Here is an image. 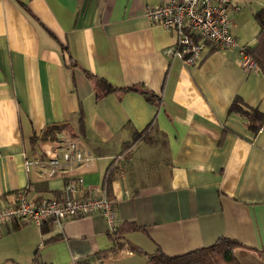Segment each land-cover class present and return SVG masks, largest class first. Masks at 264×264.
I'll use <instances>...</instances> for the list:
<instances>
[{"label": "crops", "instance_id": "obj_1", "mask_svg": "<svg viewBox=\"0 0 264 264\" xmlns=\"http://www.w3.org/2000/svg\"><path fill=\"white\" fill-rule=\"evenodd\" d=\"M169 1L0 0V205L21 193L60 202L91 187L116 202L120 226L140 227L124 234L119 254L96 258L114 246L100 215L61 227L15 223L0 234V264H150L159 250L174 257L222 238L240 245L242 264H264V127L254 135L230 114L238 97L264 114V66L244 72L239 52L257 43L264 0H233L237 48L205 50L189 69L167 53L176 34L146 16ZM88 74L157 98L100 96ZM56 125L76 137L42 141ZM59 139L96 160L49 177ZM27 160L44 164L27 169Z\"/></svg>", "mask_w": 264, "mask_h": 264}, {"label": "built area", "instance_id": "obj_2", "mask_svg": "<svg viewBox=\"0 0 264 264\" xmlns=\"http://www.w3.org/2000/svg\"><path fill=\"white\" fill-rule=\"evenodd\" d=\"M241 8L233 0H170L169 2L149 7L146 16L157 26L173 31L177 36L176 44L167 50L173 59L182 62L185 68L195 66L205 50L218 48L230 50L237 48L233 35V13ZM241 67L244 72L258 73L260 65L247 47L239 48ZM96 160L73 140L59 139L52 157L46 162L44 173L54 177L68 167H89ZM40 161H26V168L34 165L43 166ZM47 168V169H46ZM80 184V183H78ZM81 185V184H80ZM77 186L70 185L73 191ZM96 189L89 188L80 198L66 196L63 201H31L23 193L18 194L11 203L0 205V234L8 233L15 224L44 225L59 224L65 219L86 218L100 215L108 225L110 234L120 225L116 202L107 193L96 195Z\"/></svg>", "mask_w": 264, "mask_h": 264}, {"label": "trees", "instance_id": "obj_3", "mask_svg": "<svg viewBox=\"0 0 264 264\" xmlns=\"http://www.w3.org/2000/svg\"><path fill=\"white\" fill-rule=\"evenodd\" d=\"M257 18L260 20L262 31L257 37V43L255 46L245 47H247V52L254 57V59L262 69V67L264 66V10L258 14ZM88 77L94 81L96 89L100 91V96H105L113 92L123 91L140 93L146 98L147 101L151 103H153L154 99L157 98L153 93L146 90L144 86L118 88L110 84L105 79L96 78L91 74H88ZM230 114H235L242 117L247 125L248 130L254 135H257L264 127V114L257 109L248 107L240 97L236 98L233 101L230 107ZM63 132L66 135L72 136L73 138L76 137V134L73 132L71 126L56 125L46 129V131L42 135L41 140L45 142H54L58 138V135ZM146 132L147 130L143 133H138L133 141L124 145V149L129 148L131 145L137 142L140 138H142L144 134H146ZM111 165H113V163ZM113 173L110 172V176L108 173V182H110L113 178ZM135 230H140V227L133 225L130 227H125V225H119L117 230L111 234V237L114 241L113 248L109 252H106L104 254L101 253L96 258H106L111 254H119L126 246L124 234L128 231ZM239 246L240 245L235 241L222 238L211 246L174 257H169L159 250L156 254L149 257V262L150 264H242L235 254V250ZM131 249L133 252L142 254V252L137 247H131ZM94 259L95 258L78 261L75 264H92Z\"/></svg>", "mask_w": 264, "mask_h": 264}, {"label": "rangeland", "instance_id": "obj_4", "mask_svg": "<svg viewBox=\"0 0 264 264\" xmlns=\"http://www.w3.org/2000/svg\"><path fill=\"white\" fill-rule=\"evenodd\" d=\"M5 264H13V263L10 261H6ZM24 264H26V262Z\"/></svg>", "mask_w": 264, "mask_h": 264}]
</instances>
